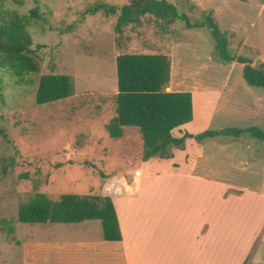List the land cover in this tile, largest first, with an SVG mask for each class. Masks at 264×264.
<instances>
[{
	"label": "rangeland",
	"instance_id": "374dc122",
	"mask_svg": "<svg viewBox=\"0 0 264 264\" xmlns=\"http://www.w3.org/2000/svg\"><path fill=\"white\" fill-rule=\"evenodd\" d=\"M94 1L24 0L20 6H9L18 13L36 7L39 18L30 20L26 30L30 47L36 43L43 47L35 73L16 76L8 70L0 71V264H123L115 252L117 244L102 242L98 220L23 223L16 220L17 206L34 192L51 200L63 193L106 195L104 177L128 163L126 158V162L121 159L119 138H110L104 130L113 115L116 54L158 53L159 47L151 44L170 33L183 47H194L200 58L206 47L211 58L213 45L204 27L185 28L180 20L165 24L146 14L139 23L128 24L116 33L115 15L83 13ZM102 1L119 6L128 0ZM168 1L189 19L209 11L219 29L226 32L228 47L235 55L253 56L249 47H264V9H259L264 0ZM237 47L244 48L238 51ZM177 57L186 63L191 60L186 51L178 50ZM216 63L217 67L222 65ZM187 70L184 72L189 75ZM41 73L69 75L71 94L36 104L33 96ZM202 75L222 73L205 69ZM166 83L161 89L165 90ZM230 203L235 212L225 214V224L207 229L210 253L201 260L193 238L163 225L165 201L150 203L147 210L138 212L141 221L137 220V227L159 237V241L180 243L181 250L152 258L157 264H224L230 260L219 256V251L234 245L247 227L246 196ZM151 222L155 224L149 226ZM132 224L136 226L134 221ZM79 240L89 243L79 244ZM251 255L240 264H252Z\"/></svg>",
	"mask_w": 264,
	"mask_h": 264
},
{
	"label": "crops",
	"instance_id": "0c3cea01",
	"mask_svg": "<svg viewBox=\"0 0 264 264\" xmlns=\"http://www.w3.org/2000/svg\"><path fill=\"white\" fill-rule=\"evenodd\" d=\"M259 9H264L263 2ZM174 35L167 33L163 40L151 44L159 47L158 53L165 54L169 61L165 90L189 91L191 96V119L172 128L171 136L227 127H255L264 131V89L245 83L241 76L242 64L231 61L217 67L218 63L210 58L206 47L200 58L194 47H183ZM243 48L237 47L238 51ZM249 48L254 52L253 56H248L251 64H264V47ZM178 50L188 52L191 60L186 63L177 57ZM205 69L222 75L204 76ZM110 138H119L121 159L126 158L128 163L104 177L103 190L111 199L120 239H101L117 244L115 252L123 264H142V261L157 264L152 258L166 252L170 255L177 248L181 250L179 242L159 241V237L154 238L137 227V220L141 221L138 212L147 210L150 203L165 201L166 222L163 225L168 229L177 228L184 236L193 238L201 260L210 253L206 245L207 229L224 225L225 214L235 212L230 202L243 196H246L248 207L247 227L236 237L234 245L219 251V256L230 260L224 264H240L251 253L252 264H264V247H260L264 242V139L246 132L237 136L207 137L201 141L185 137L181 148H170V157L153 156L141 161L142 146L137 127L122 126L121 135ZM151 214L153 216V212ZM83 242L89 243L78 241L79 244ZM181 244L184 249L186 241Z\"/></svg>",
	"mask_w": 264,
	"mask_h": 264
},
{
	"label": "trees",
	"instance_id": "16d2710c",
	"mask_svg": "<svg viewBox=\"0 0 264 264\" xmlns=\"http://www.w3.org/2000/svg\"><path fill=\"white\" fill-rule=\"evenodd\" d=\"M24 0H0V71L8 70L16 76L35 73L38 69L40 48L31 39L26 27L30 20L39 18L36 7L27 13H18L10 5L20 6ZM102 16L115 15L113 30L119 33L128 24H137L144 15L168 24L180 20L185 28L204 27L212 41L211 59L242 64L241 76L249 86L264 89V64L252 65L250 58L235 55L228 47L226 32L219 29L209 11H201L198 17L189 19L168 0H128L119 6L102 0L94 1L83 13ZM116 91L113 94V115L104 124L110 137L121 135L122 126H135L141 138V161L149 157H170V148H181L185 137L201 141L214 136H237L243 132L264 139V131L248 127H227L220 130H203L196 134L183 133L173 137L170 130L191 119L189 91H168L161 86L168 80L169 61L162 53L124 52L114 57ZM0 79V95H1ZM72 92V81L65 73H41L34 90L36 104L49 103L64 98ZM102 176V174L100 173ZM104 176V175H103ZM97 219L103 240L120 239L119 228L111 199L107 195L63 193L51 200L41 192H34L16 209V220L34 222H79Z\"/></svg>",
	"mask_w": 264,
	"mask_h": 264
}]
</instances>
